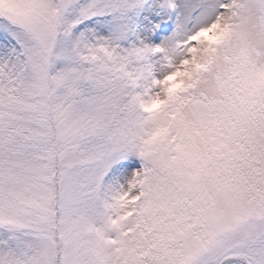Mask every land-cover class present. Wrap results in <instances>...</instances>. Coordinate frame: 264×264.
Wrapping results in <instances>:
<instances>
[{
    "label": "snow or ice",
    "instance_id": "1",
    "mask_svg": "<svg viewBox=\"0 0 264 264\" xmlns=\"http://www.w3.org/2000/svg\"><path fill=\"white\" fill-rule=\"evenodd\" d=\"M0 264H264V0H0Z\"/></svg>",
    "mask_w": 264,
    "mask_h": 264
}]
</instances>
